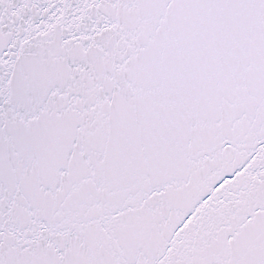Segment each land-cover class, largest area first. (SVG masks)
<instances>
[{
    "label": "snow or ice",
    "instance_id": "1",
    "mask_svg": "<svg viewBox=\"0 0 264 264\" xmlns=\"http://www.w3.org/2000/svg\"><path fill=\"white\" fill-rule=\"evenodd\" d=\"M0 264H264V0H0Z\"/></svg>",
    "mask_w": 264,
    "mask_h": 264
}]
</instances>
